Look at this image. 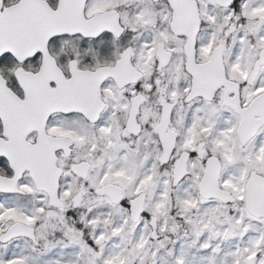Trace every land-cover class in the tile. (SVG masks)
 <instances>
[{"label": "snow or ice", "instance_id": "6c2138e0", "mask_svg": "<svg viewBox=\"0 0 264 264\" xmlns=\"http://www.w3.org/2000/svg\"><path fill=\"white\" fill-rule=\"evenodd\" d=\"M0 264H264V0H0Z\"/></svg>", "mask_w": 264, "mask_h": 264}]
</instances>
